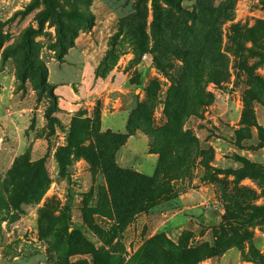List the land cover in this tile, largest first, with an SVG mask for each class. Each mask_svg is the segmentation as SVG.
Masks as SVG:
<instances>
[{"label":"rangeland","instance_id":"374dc122","mask_svg":"<svg viewBox=\"0 0 264 264\" xmlns=\"http://www.w3.org/2000/svg\"><path fill=\"white\" fill-rule=\"evenodd\" d=\"M170 1L0 0V264H264V0ZM183 25L212 56L210 99L160 155L144 127L166 121ZM137 107L113 161L172 192L118 218L98 139Z\"/></svg>","mask_w":264,"mask_h":264},{"label":"trees","instance_id":"16d2710c","mask_svg":"<svg viewBox=\"0 0 264 264\" xmlns=\"http://www.w3.org/2000/svg\"><path fill=\"white\" fill-rule=\"evenodd\" d=\"M170 3L174 4V1L171 0ZM186 33L188 36H185ZM181 34H184L183 37ZM172 35L182 38L177 43L185 51L184 66L176 72V75L170 77L172 85L164 102L165 123L155 127L151 125L144 127L145 132L152 138L150 149L160 155L167 150L177 155L181 141L185 139L192 141L191 134L184 129L185 122L189 116L205 108L210 99L200 78L201 74L207 70L205 64L212 58L208 47L194 28L188 25L175 29ZM168 41L169 51L175 49L176 41L173 42V38ZM141 108L137 107L131 112L125 132H106L98 139L101 142L99 146L104 147L100 155L102 170L112 201L114 204L117 203L116 216L118 218L127 214L132 216L141 213L155 206L162 194L172 192L171 186L165 181L163 172L158 171L152 176H146L132 169L120 168L113 161L114 151L134 133L133 120L138 117L147 118L148 115L141 112ZM159 174L163 180L159 179ZM154 239L159 245L164 242L160 235H156Z\"/></svg>","mask_w":264,"mask_h":264},{"label":"crops","instance_id":"0c3cea01","mask_svg":"<svg viewBox=\"0 0 264 264\" xmlns=\"http://www.w3.org/2000/svg\"><path fill=\"white\" fill-rule=\"evenodd\" d=\"M140 136H141V137H139L140 139H144V141L147 142L146 141L147 138L144 137V135H140ZM132 138H138V137H137V135H130L123 146H131V144L129 142H130V140ZM133 149H134L133 147L131 149L127 148V150L129 151V157H126V155L124 154V152H122V151L119 150L118 155H117V161H118V163H120L121 166L122 165H126L125 163H130V162H131V164L135 163V155L132 152ZM147 155H148L149 159H153V162L156 161V154L148 153ZM122 163H124V164H122ZM137 169L139 171H142L141 168H139V167H137ZM195 198H196V196L195 195H192L191 193L190 194L189 193H184V194H182L180 196V199L183 202L184 208H189L191 206H195V205H193V203L196 202L195 201ZM176 215H173V216H176ZM173 216L170 217V218H168V219H166L164 221V223H170V220L173 218Z\"/></svg>","mask_w":264,"mask_h":264}]
</instances>
